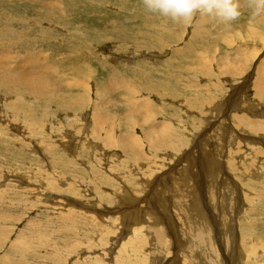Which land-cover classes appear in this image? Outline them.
<instances>
[{"label": "rangeland", "instance_id": "374dc122", "mask_svg": "<svg viewBox=\"0 0 264 264\" xmlns=\"http://www.w3.org/2000/svg\"><path fill=\"white\" fill-rule=\"evenodd\" d=\"M239 2L225 26L142 0H0V264H264V129L227 127L264 123V17Z\"/></svg>", "mask_w": 264, "mask_h": 264}, {"label": "bare ground", "instance_id": "6f19581e", "mask_svg": "<svg viewBox=\"0 0 264 264\" xmlns=\"http://www.w3.org/2000/svg\"><path fill=\"white\" fill-rule=\"evenodd\" d=\"M202 18V17H201ZM2 33V32H1ZM3 35V34H2ZM11 43V42H10ZM2 46V45H1ZM2 48V47H1ZM3 50V49H2ZM146 56V55H145ZM152 57V56H151ZM226 66V65H225ZM261 66V65H260ZM258 68V67H257ZM237 69V68H236ZM260 69V68H259ZM264 70V69H263ZM262 71H260V73H261ZM225 73V72H224ZM13 73H11V75H12ZM223 74V73H222ZM7 76H9V75H5V76H3L4 77V81L6 80V81H12L14 84H16L17 82H16V80H13V79H11L10 77L8 78ZM14 76V75H13ZM17 76V75H16ZM19 76V75H18ZM28 76V75H27ZM260 76V75H259ZM3 77H1V78H3ZM256 77H258V74L254 77V79H253V82L251 83V86H252V88H253V90H254V92L256 93V95H257V97L259 96V95H263L264 94V89L262 88L263 86H262V81H263V79H259V78H256ZM264 77V76H263ZM23 79V78H22ZM18 81V80H17ZM20 81V80H19ZM18 81V83H20ZM11 83V82H10ZM1 84V83H0ZM8 84V86H9V83H7ZM12 84V83H11ZM10 84V86H12V87H17V85H15V86H13V84L11 85ZM20 84H22L23 86H25V88L26 87H28V88H30V87H32L33 88V85H31L30 84V82H29V80H24L23 82H21ZM22 85H19L20 87L22 86ZM2 86V85H1ZM7 86V85H6ZM18 86V87H19ZM245 86V85H244ZM244 86H242L241 88L243 89V90H245L244 89ZM134 87V86H133ZM1 88H5V87H1ZM1 88H0V90H1ZM8 88V87H7ZM28 88H26L27 90H29ZM31 88V89H32ZM37 88V87H36ZM9 89V88H8ZM7 89V90H8ZM17 89V88H16ZM3 90V89H2ZM6 90V91H7ZM12 90V89H11ZM14 90H15V88H14ZM13 91V90H12ZM18 91V90H17ZM23 91V90H22ZM32 91V90H31ZM33 92V91H32ZM32 92H31V94H32ZM130 92V91H129ZM236 92V91H235ZM239 92V91H238ZM243 92V91H242ZM36 93V92H35ZM38 93V92H37ZM45 93V92H44ZM39 94V93H38ZM85 94V93H84ZM240 94V93H239ZM40 95V94H39ZM38 95V96H39ZM44 96V95H43ZM240 96V95H239ZM17 98V97H16ZM237 98V97H236ZM241 98V97H240ZM43 99V98H42ZM231 99H232V97H231ZM259 99V98H258ZM256 101V100H255ZM259 101V100H258ZM226 102V101H225ZM250 102H251V100H250ZM249 103V102H248ZM262 103H263V101H262ZM260 105H262V104H260ZM237 106V102H236V100H230L229 101V105L227 106L228 107V109H233V108H235ZM258 107V104L256 105H254L253 103L251 104V106H249V107H247L246 108V110H244L245 112H247V110L248 111H250L249 113H247V115H246V118L247 117H250L251 119L252 118H254V116H253V114H254V110H256V112H258V113H260V109H258L257 108ZM262 107L264 108V106L262 105ZM255 108H257V109H255ZM15 109V108H14ZM14 109H13V111H14ZM240 110H242V109H240ZM262 110V109H261ZM16 111V110H15ZM34 112V111H33ZM229 112V111H228ZM235 115H237V114H235ZM233 116H234V114H233ZM261 117V116H260ZM264 117V116H263ZM255 119V118H254ZM257 119V118H256ZM248 120V121H247ZM261 121H262V119H260ZM227 121H228V123H227V127H233V125L235 126V127H237V128H239V127H244V128H246L247 130H248V132L249 133H254V134H257V133H259L260 131H262L263 129H264V123H262V122H256V121H249V118H247V119H245V118H243V117H236V118H234V117H229L228 119H227ZM263 122H264V120H263ZM7 123V122H6ZM216 126V125H215ZM212 129V128H211ZM220 130H221V132L222 133H224V135L225 136H227V141H231V142H233V140H232V137H231V135H228L230 132H227V130L224 128V127H222L221 128V126H220ZM220 135H222V134H220ZM223 135V136H224ZM250 136V135H249ZM257 137V136H256ZM254 139V138H253ZM256 139V138H255ZM256 140H261V139H256ZM218 141H219V139H218ZM259 142V141H258ZM218 143V142H217ZM251 143V142H250ZM59 144V143H58ZM229 145H230V143H229ZM241 145V144H240ZM257 145V144H256ZM220 146V145H219ZM261 146V145H260ZM240 147V146H239ZM249 147V146H248ZM220 148V147H219ZM257 148V147H256ZM247 149V148H246ZM227 150V149H226ZM237 150H239V148L237 149ZM254 150L255 149H252L251 150V152H252V155H254L253 154V152H254ZM225 151V150H224ZM235 151V150H234ZM216 152V151H215ZM234 153H236V152H234ZM199 155V154H198ZM238 155V154H237ZM229 156V155H228ZM227 156V157H228ZM231 156V158H232V155H230ZM242 156V155H241ZM245 156V155H244ZM193 157V156H192ZM203 157L204 156H202L201 158H200V160L199 161H201L202 162V160H203ZM255 157V156H254ZM234 158V157H233ZM240 158V157H239ZM195 159V158H194ZM235 159V158H234ZM241 159L242 158H240V162H241ZM236 160V159H235ZM209 161H211V162H213V160H209ZM245 161V160H244ZM237 163H238V161H237ZM226 164V163H225ZM241 164V163H240ZM259 164V163H258ZM227 165H228V163H227ZM242 167H243V165H241ZM211 167V166H210ZM188 168V167H187ZM190 169V168H189ZM202 169V168H201ZM214 169V168H213ZM244 169V168H243ZM206 170V169H205ZM229 172V171H228ZM208 173V172H207ZM264 173V172H263ZM191 175V174H190ZM157 182V181H156ZM221 185H222V183H221ZM206 187V186H205ZM243 189V188H242ZM123 196V195H122ZM123 198V197H122ZM121 199V198H120ZM149 200V199H148ZM161 200V199H160ZM67 201H68V199H67ZM121 201L123 202V201H125V199H121ZM120 201V202H121ZM159 201V200H158ZM154 202V201H153ZM167 202H169V201H167ZM231 202V201H230ZM236 202H237V200H236ZM235 202V203H236ZM68 203H70V204H72V205H75L74 204V202H68ZM67 203V204H68ZM124 203H126V202H124ZM161 203V202H160ZM234 203V202H233ZM136 204V203H135ZM155 204V203H154ZM157 204H159V203H157ZM162 204V203H161ZM166 204V203H165ZM126 205V204H125ZM163 205V204H162ZM75 206H77V205H75ZM157 206V205H156ZM178 207H179V209L181 210V214L183 215V216H186L187 218H192V217H194V220H198V221H200L201 222V225L199 226V227H197L196 226V228H195V225L196 224H192L193 223V221H192V223L191 224H189V223H187L186 222V224H187V228H188V230L190 231V237H189V241H190V244L198 251V254L200 255L201 254V252H202V250L205 248V247H207V243L208 242H213V231H212V229H211V227H208V220L211 218L210 217V215H211V213H210V207H209V210L207 211V210H205V208H203V207H201V205H200V199H193V200H191V202L188 204V205H184V204H181V203H179V201H178ZM230 207V206H229ZM154 211V210H153ZM93 212H94V210H93ZM140 216V215H139ZM215 218V217H214ZM132 220H134V219H132ZM140 220V219H139ZM212 220V219H211ZM136 221H138V220H136ZM253 221V220H252ZM129 222V221H128ZM179 223V222H178ZM183 223V222H182ZM150 224V223H149ZM152 227V226H151ZM184 227V226H183ZM131 228V227H130ZM142 228V227H141ZM153 230V229H152ZM168 230V229H167ZM216 231V230H215ZM131 232V231H130ZM172 232V231H171ZM170 232V233H171ZM220 232V231H219ZM223 234V233H222ZM133 236V235H132ZM143 236V235H142ZM161 237V236H160ZM140 238V237H139ZM132 239V238H131ZM227 239V238H226ZM137 240H138V238H137ZM143 240V239H142ZM144 241V240H143ZM139 242H141V241H139ZM174 243V242H173ZM174 245V244H173ZM175 247V246H174ZM193 248V249H194ZM214 248V247H213ZM140 249V248H139ZM180 250V249H179ZM190 252V251H189ZM207 252V251H206ZM185 253V252H184ZM208 253V256H209V259H210V261H208V262H206V263H203V264H211V263H213V264H216V263H219L218 261H216V257L214 258L213 256H216L215 254H214V252H212L213 254H211V253H209V252H207ZM203 254H205V252L203 253ZM200 257V256H199ZM194 258H195V256H194V254H193V256L191 257V258H188V261L192 264V263H195V261H194ZM201 258V257H200ZM161 259V258H160ZM207 259V258H206ZM201 260V259H200ZM221 260V259H220ZM189 263V264H190ZM195 264H197V263H195Z\"/></svg>", "mask_w": 264, "mask_h": 264}, {"label": "clouds", "instance_id": "9594fccd", "mask_svg": "<svg viewBox=\"0 0 264 264\" xmlns=\"http://www.w3.org/2000/svg\"><path fill=\"white\" fill-rule=\"evenodd\" d=\"M149 13L173 23L189 24L197 15L213 18L230 26L241 15L239 0H142ZM250 23L255 26L258 18L264 17V0H247Z\"/></svg>", "mask_w": 264, "mask_h": 264}]
</instances>
